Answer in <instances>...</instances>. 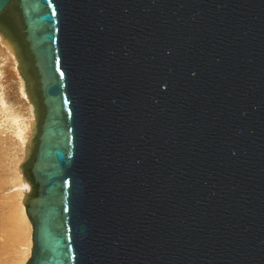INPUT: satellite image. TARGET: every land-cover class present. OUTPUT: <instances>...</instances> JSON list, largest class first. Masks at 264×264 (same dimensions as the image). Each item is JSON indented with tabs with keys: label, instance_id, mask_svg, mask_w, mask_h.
Here are the masks:
<instances>
[{
	"label": "water",
	"instance_id": "1",
	"mask_svg": "<svg viewBox=\"0 0 264 264\" xmlns=\"http://www.w3.org/2000/svg\"><path fill=\"white\" fill-rule=\"evenodd\" d=\"M20 5L27 264H264V0Z\"/></svg>",
	"mask_w": 264,
	"mask_h": 264
},
{
	"label": "rangeland",
	"instance_id": "2",
	"mask_svg": "<svg viewBox=\"0 0 264 264\" xmlns=\"http://www.w3.org/2000/svg\"><path fill=\"white\" fill-rule=\"evenodd\" d=\"M21 86L15 60L0 44V264H27L33 248L18 168L34 116Z\"/></svg>",
	"mask_w": 264,
	"mask_h": 264
},
{
	"label": "flooded vegetation",
	"instance_id": "3",
	"mask_svg": "<svg viewBox=\"0 0 264 264\" xmlns=\"http://www.w3.org/2000/svg\"><path fill=\"white\" fill-rule=\"evenodd\" d=\"M16 3H18V5H19V9L21 8V5H20V0H10V2H9V4L4 8V10L0 13V23H7V19H8V17H7V11L9 10V8L12 6V5H14V4H16ZM21 12H22V10H21ZM23 16V15H22ZM25 32H26V30H25ZM1 34H2V32H1ZM26 40H27V34H26ZM28 42V41H27ZM27 52H28V56L32 59V60H34V56L32 55V52L30 51V49H29V45H28V50H27ZM33 64H34V67H35V60H34V62H33ZM36 68V67H35ZM36 70H37V68H36ZM38 72V71H37ZM39 74V73H38ZM46 110V109H45ZM42 123H43V121H42ZM42 125V124H41ZM41 125H40V133H41ZM37 152V151H36ZM35 156H36V153H35ZM34 160H35V157H34ZM34 162V161H33ZM32 162V163H33ZM31 167L32 166H30V167H26V169H28V168H30V173H31ZM26 169H25V171H26ZM31 176H32V179H33V181H31V180H29L30 182H32L33 183V185L35 186V187H37L36 188V191H35V195L37 194V189H38V185L35 183V181H34V177H33V175H32V173H31Z\"/></svg>",
	"mask_w": 264,
	"mask_h": 264
},
{
	"label": "bare ground",
	"instance_id": "4",
	"mask_svg": "<svg viewBox=\"0 0 264 264\" xmlns=\"http://www.w3.org/2000/svg\"><path fill=\"white\" fill-rule=\"evenodd\" d=\"M2 44V43H0ZM3 45V44H2ZM4 46V45H3ZM5 47V46H4ZM6 48V47H5ZM7 49V48H6ZM8 50V49H7ZM9 52V51H8ZM29 136L25 137V139L23 140L24 141V147H23V152H22V159H21V163L23 162L24 158H25V150H26V145L28 143V140H29ZM18 172H19V175L21 177V181H20V188L22 189L23 193H24V180L22 178V175L20 173V170L18 168Z\"/></svg>",
	"mask_w": 264,
	"mask_h": 264
},
{
	"label": "trees",
	"instance_id": "5",
	"mask_svg": "<svg viewBox=\"0 0 264 264\" xmlns=\"http://www.w3.org/2000/svg\"><path fill=\"white\" fill-rule=\"evenodd\" d=\"M25 175H26L27 179L33 181L31 173H30V168L26 169Z\"/></svg>",
	"mask_w": 264,
	"mask_h": 264
}]
</instances>
